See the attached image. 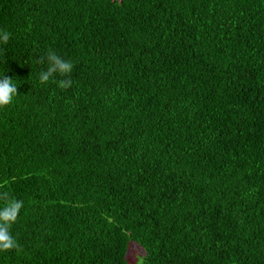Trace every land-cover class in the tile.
<instances>
[{
    "label": "trees",
    "instance_id": "obj_1",
    "mask_svg": "<svg viewBox=\"0 0 264 264\" xmlns=\"http://www.w3.org/2000/svg\"><path fill=\"white\" fill-rule=\"evenodd\" d=\"M0 29V264H264V0H0Z\"/></svg>",
    "mask_w": 264,
    "mask_h": 264
},
{
    "label": "clouds",
    "instance_id": "obj_2",
    "mask_svg": "<svg viewBox=\"0 0 264 264\" xmlns=\"http://www.w3.org/2000/svg\"><path fill=\"white\" fill-rule=\"evenodd\" d=\"M11 38V33L6 29H0V45H6ZM38 64H45L38 73L40 84H47L50 80L57 86L66 90L72 86L71 73L73 63L70 60L63 59L51 49L37 60ZM63 79H56V77ZM18 86L14 80L5 74L0 76V109L7 108L14 102L18 95ZM24 201L15 198L6 190L4 184H0V252L16 250L22 251L17 239L11 232L12 225L17 221Z\"/></svg>",
    "mask_w": 264,
    "mask_h": 264
},
{
    "label": "rangeland",
    "instance_id": "obj_3",
    "mask_svg": "<svg viewBox=\"0 0 264 264\" xmlns=\"http://www.w3.org/2000/svg\"><path fill=\"white\" fill-rule=\"evenodd\" d=\"M129 252H128V262L130 264H134L137 260V257L142 255V249L137 246L136 244L129 245Z\"/></svg>",
    "mask_w": 264,
    "mask_h": 264
}]
</instances>
